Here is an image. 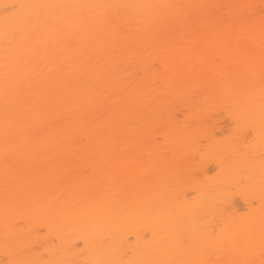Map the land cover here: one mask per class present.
Instances as JSON below:
<instances>
[{
	"label": "bare ground",
	"instance_id": "6f19581e",
	"mask_svg": "<svg viewBox=\"0 0 264 264\" xmlns=\"http://www.w3.org/2000/svg\"><path fill=\"white\" fill-rule=\"evenodd\" d=\"M262 9L0 0V264H259Z\"/></svg>",
	"mask_w": 264,
	"mask_h": 264
},
{
	"label": "snow or ice",
	"instance_id": "6c2138e0",
	"mask_svg": "<svg viewBox=\"0 0 264 264\" xmlns=\"http://www.w3.org/2000/svg\"><path fill=\"white\" fill-rule=\"evenodd\" d=\"M6 10L9 8H16V5H5L4 6ZM18 7L23 8L24 5H19ZM28 7H36L41 9H58L60 7H63L61 5H35V6H28ZM262 20H264V9H262L261 12ZM52 18V13L49 12L45 15L44 19L47 21L48 19ZM221 23L225 27H232L234 24L239 27L241 33L249 32L252 29V22L250 19H246L244 17H240L237 20H233L231 17H228L227 19L221 17ZM194 43H198V41H194ZM260 47H261V64H260V76L262 82H264V25H262L260 30ZM243 48L246 49V51L243 53V55L238 51L234 55V59L237 65L244 68L245 70L252 71L254 68V52L251 50V46L248 44L243 45ZM251 255H254L253 252L250 250H246L244 252L243 259L240 260H232V261H218L216 264H257L256 260L250 259ZM260 260L259 264H264V238H262L261 246H260ZM9 264H29V262L25 261H19V262H9ZM179 264H186V262H179Z\"/></svg>",
	"mask_w": 264,
	"mask_h": 264
},
{
	"label": "rangeland",
	"instance_id": "374dc122",
	"mask_svg": "<svg viewBox=\"0 0 264 264\" xmlns=\"http://www.w3.org/2000/svg\"><path fill=\"white\" fill-rule=\"evenodd\" d=\"M180 123V122H179ZM230 122L221 121L216 130L215 138L218 141L226 142L231 139L235 135L236 128ZM158 140L162 141L163 137L161 135L158 136ZM217 169L213 170L210 174H215Z\"/></svg>",
	"mask_w": 264,
	"mask_h": 264
}]
</instances>
